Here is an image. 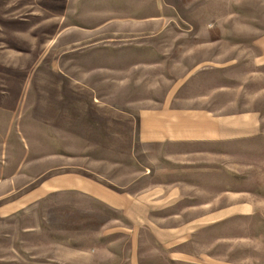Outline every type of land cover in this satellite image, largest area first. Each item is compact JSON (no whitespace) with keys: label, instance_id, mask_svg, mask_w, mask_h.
<instances>
[{"label":"rangeland","instance_id":"obj_1","mask_svg":"<svg viewBox=\"0 0 264 264\" xmlns=\"http://www.w3.org/2000/svg\"><path fill=\"white\" fill-rule=\"evenodd\" d=\"M263 47L264 0H0V264H194L162 239L230 190L256 213L202 243L261 254L264 136L146 143L139 115L264 117ZM71 179L155 202L136 219Z\"/></svg>","mask_w":264,"mask_h":264},{"label":"crops","instance_id":"obj_2","mask_svg":"<svg viewBox=\"0 0 264 264\" xmlns=\"http://www.w3.org/2000/svg\"><path fill=\"white\" fill-rule=\"evenodd\" d=\"M259 58L264 62L263 53ZM212 111H201L195 108H177L171 105L162 108L147 109L139 115V135L141 140L150 142L164 141H231L246 139H261L264 136V117L261 111L243 112L232 116H215ZM67 190H78L86 193L107 205L125 211L127 216L139 218L138 211H148L154 198L150 193L140 199L128 193L115 191L92 179H71ZM195 194L199 192L194 190ZM225 201L219 198L209 201L198 200L195 195L194 209L190 220L176 228L174 233L162 239L167 249H174L193 238V249L188 248L193 255L194 264H264V244L262 253L250 257L232 258L219 253L220 242L234 238L218 236L210 238L208 244H203L206 232L234 220L250 218L256 212V204L250 199L248 190H230L226 192ZM200 198V197H199ZM145 214V213H142ZM248 237L237 238V241H249ZM232 246V245H231ZM258 249V248H257ZM261 249V248H260ZM193 252V253H192ZM192 253V254H191Z\"/></svg>","mask_w":264,"mask_h":264}]
</instances>
